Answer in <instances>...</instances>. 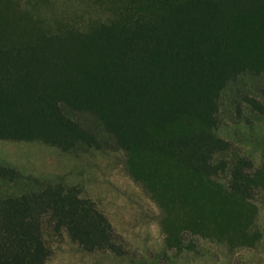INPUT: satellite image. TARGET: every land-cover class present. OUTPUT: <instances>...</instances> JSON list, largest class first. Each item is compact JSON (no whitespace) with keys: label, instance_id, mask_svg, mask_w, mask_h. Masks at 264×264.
<instances>
[{"label":"trees","instance_id":"16d2710c","mask_svg":"<svg viewBox=\"0 0 264 264\" xmlns=\"http://www.w3.org/2000/svg\"><path fill=\"white\" fill-rule=\"evenodd\" d=\"M104 2L102 19L47 27L0 0V140L66 152L99 148L102 132L158 205L235 228L234 204L251 205L255 192L264 204V152L257 161L232 152L221 102L231 83L264 72V0ZM247 102L264 117L259 96ZM44 225L84 250L120 252L108 217L76 184L0 161V264H45Z\"/></svg>","mask_w":264,"mask_h":264},{"label":"rangeland","instance_id":"374dc122","mask_svg":"<svg viewBox=\"0 0 264 264\" xmlns=\"http://www.w3.org/2000/svg\"><path fill=\"white\" fill-rule=\"evenodd\" d=\"M14 1L33 10L47 27L58 22L87 24L108 14L104 0ZM256 96L264 101V72L244 74L225 89L219 123L232 152L254 161L264 152V117L247 102ZM86 118L89 125H97ZM100 136L97 149L77 146L66 152L39 141L0 140V161L28 174L76 184L113 225L117 254L84 250L64 230L56 233L44 225L52 250L45 264H264V204L257 192L251 205L234 204L243 210L239 226L218 231L207 214H191L181 203L158 205L128 175L122 150L110 136ZM216 201L202 204L203 211L209 212Z\"/></svg>","mask_w":264,"mask_h":264}]
</instances>
